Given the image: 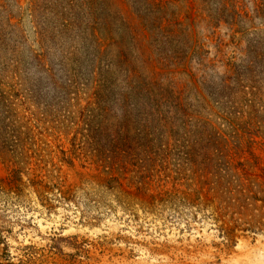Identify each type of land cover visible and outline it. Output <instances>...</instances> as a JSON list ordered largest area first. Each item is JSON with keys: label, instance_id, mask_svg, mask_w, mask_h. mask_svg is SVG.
<instances>
[{"label": "rangeland", "instance_id": "374dc122", "mask_svg": "<svg viewBox=\"0 0 264 264\" xmlns=\"http://www.w3.org/2000/svg\"><path fill=\"white\" fill-rule=\"evenodd\" d=\"M176 1L192 21L198 52L173 64L153 53L130 0H0V86L16 101L1 126L23 117L35 125L40 113L71 110L68 100L53 99L54 83L71 82L82 96L92 91L91 74L100 62L85 49L91 28L104 20L112 34L102 39L109 56L103 62L130 65L144 80L169 89L172 106L186 107L155 119L151 128L160 148L159 176L166 188L175 186L174 198L149 213L135 206L126 214L100 215L90 226L77 201L55 203L49 213L30 189L23 196L6 192L0 195V264H264V73L247 82L229 72L252 38L238 13H250L252 0ZM221 5L227 9L216 15ZM46 138L59 164L62 145L35 135ZM12 146L0 139L4 188L13 164L1 152ZM60 168L66 184L83 193L102 181L78 162ZM219 179L245 192L219 196ZM91 214L98 216L94 208Z\"/></svg>", "mask_w": 264, "mask_h": 264}, {"label": "trees", "instance_id": "16d2710c", "mask_svg": "<svg viewBox=\"0 0 264 264\" xmlns=\"http://www.w3.org/2000/svg\"><path fill=\"white\" fill-rule=\"evenodd\" d=\"M130 1L159 60L173 64L187 62L198 52L192 21L176 0ZM252 4L250 13L238 12L251 27L246 31L252 36L246 55L234 69L229 67L231 77L241 76L247 82H254L258 74L264 73V24L259 28L253 26L255 19L264 21V0H252ZM226 9V5L217 7L216 15ZM210 20L207 24L212 26L221 23ZM101 25V28H91V46L85 49L100 62L91 74L95 79L92 91L82 96L80 87L71 82L66 86L54 83L53 99L68 100L71 110L40 113L35 125L23 117L22 121L18 119L8 128L3 127L4 113L15 110L16 101L11 100L10 91L0 86V132L3 133L0 139L4 144H13L11 150L1 152L13 166L6 180L8 188L0 182V195L17 193V190V195L23 196L24 190L30 189L29 193H33L49 213L57 204L70 206L78 202L84 207L82 219L90 226L93 225L91 220H101L100 215L107 217L117 211L126 214L134 211L135 206L149 213L174 198L175 186L166 188L167 182L159 176L157 152L160 148L156 147L158 138L151 128L155 119L165 118L170 111L175 112L174 109L185 112L186 108L181 103L172 106L169 89L144 80L130 65L121 69L114 58L112 63H104L103 59L109 56L102 43L111 37L112 29L109 21L104 20ZM121 57L122 53L115 55V58ZM38 69L42 74L41 68ZM226 77L224 86L230 80ZM25 100L31 101L27 97ZM19 102L24 101L19 99ZM37 134L55 138L62 145L59 164L48 154L50 139H35ZM77 162L101 177V183L88 192L83 193L85 190L81 188L75 190L60 175V165L74 166ZM214 185L219 196L245 192L241 186L233 188L226 179H219ZM80 192L82 194L78 195ZM93 208L98 213L96 217L91 216Z\"/></svg>", "mask_w": 264, "mask_h": 264}]
</instances>
